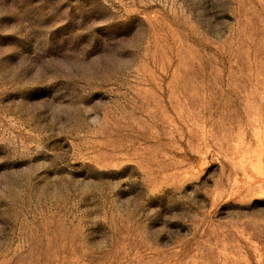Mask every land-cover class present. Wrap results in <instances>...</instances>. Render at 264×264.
Returning a JSON list of instances; mask_svg holds the SVG:
<instances>
[{"label":"rangeland","instance_id":"obj_1","mask_svg":"<svg viewBox=\"0 0 264 264\" xmlns=\"http://www.w3.org/2000/svg\"><path fill=\"white\" fill-rule=\"evenodd\" d=\"M0 264H264V0H0Z\"/></svg>","mask_w":264,"mask_h":264}]
</instances>
